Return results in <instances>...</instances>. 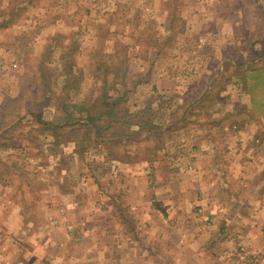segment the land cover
Wrapping results in <instances>:
<instances>
[{"label": "rangeland", "instance_id": "obj_1", "mask_svg": "<svg viewBox=\"0 0 264 264\" xmlns=\"http://www.w3.org/2000/svg\"><path fill=\"white\" fill-rule=\"evenodd\" d=\"M70 40L79 47L69 51ZM260 55L264 0H0V194L14 187L0 215L22 212L18 228L0 225V264H194L184 232H200L219 264H264V195L236 197L239 180L264 192V80L249 97L243 71ZM123 87L115 118L153 126L116 119L103 129L96 116V134L84 119L104 88L115 100ZM245 152L254 161L238 163ZM61 168L80 189L74 199L60 196ZM45 173L59 192L51 216L76 223L69 238L42 210ZM241 223L250 238L239 237Z\"/></svg>", "mask_w": 264, "mask_h": 264}, {"label": "crops", "instance_id": "obj_2", "mask_svg": "<svg viewBox=\"0 0 264 264\" xmlns=\"http://www.w3.org/2000/svg\"><path fill=\"white\" fill-rule=\"evenodd\" d=\"M168 1H170V0H167V2ZM99 26H101L100 24H95V27L96 28H98ZM139 28H141V26L139 27ZM219 34L221 35L222 34V32H221V30H219L218 32H216V36H219ZM230 36V35H229ZM228 36V37H229ZM262 58H264V55H260V57H258V59H262ZM236 66L238 65V63H237V61L236 60H234V62H233ZM250 66V65H249ZM245 67V69H243V71H245L244 72V76L247 78V82H248V84H249V91H250V93H249V91H248V93H247V95L249 96V97H257L256 95H257V93H258V89H259V87L261 86V85H263L264 86V82L261 84V85H259L258 84V82H255V80H258L259 78H261L262 80H264V62H262V63H260V64H258V65H251L250 67ZM240 68H242V67H240ZM247 70H249L250 72H247ZM245 78V79H246ZM244 79V80H245ZM243 80V78H242V81L243 82H245ZM248 84H246V82L244 83V85L246 86V85H248ZM246 93V92H245ZM259 95V94H258ZM260 115H262V114H260ZM258 134V130L257 129H255V128H253L252 130H251V136L252 137H254V138H256L257 135ZM73 141V140H72ZM72 141H70V142H67V144L65 145V147L66 146H69L70 147V143L72 142ZM65 144V143H64ZM63 144V145H64ZM77 144L78 143H73L72 145V155L74 156L76 153L78 154V151H77ZM195 144H197V143H195ZM205 145V144H204ZM204 145L202 146V144L200 145V146H197V145H195V146H197V147H192V150H196V151H200L201 149H203L204 148ZM246 145H247V147H248V149L250 148V152H252L256 147H255V145H251V142H246ZM68 147V148H69ZM194 148V149H193ZM245 147H244V145H243V149H244ZM254 148V149H253ZM259 148V147H258ZM257 148V149H258ZM247 149V150H248ZM245 155V157H239V158H241V159H239V162L238 163H250L251 161H254V159H252V158H248L247 157V154H246V152L244 153ZM73 159V158H72ZM75 161H76V159H74ZM122 164H124V165H126V166H131L130 164H132L131 162H126V161H120ZM139 162V161H138ZM147 162H149L148 160H147ZM261 162L262 163H264V158L263 159H261ZM134 163H136V162H134ZM191 167H193V166H191ZM136 168V167H135ZM69 168H67V169H62L61 168V173H60V177H59V187H60V196H62V197H67L66 195H69V197L70 196H72L73 197V199L75 198V196L77 195V190H80L79 188H77V186H75V184H74V182L72 183V181L70 180V178H71V174L69 173V172H71L70 171V169L68 170ZM193 169V168H192ZM139 170V169H138ZM145 170V169H144ZM143 170V171H144ZM142 171V172H143ZM76 172H78V174H81V173H79V171H76ZM129 172H131V171H128L127 173H126V175H124V176H122V181L123 182H128V180H131L132 179V181H133V175H131ZM134 173L136 172V171H133ZM51 173V172H50ZM50 173H45L43 176V181H45V180H49L50 181V183L48 182V187H41V192H46V193H49V194H51L50 195V199H48L47 201V203H46V206L42 209V210H45L47 213L49 212L50 213V216L48 217V218H50V219H48L49 220V222L51 223V225L52 226H60V227H64L65 229L66 228H68V227H70L71 225L70 224H76L75 223V221H71V222H68L67 220L68 219H61V218H59L58 219V216H51V214L53 213V212H57V210H58V208H56V203H54V201H52V198H53V194H55V193H57V194H59V192L58 191H55V188L53 187V178H52V175L50 174ZM133 173V174H134ZM151 173V172H150ZM143 174V173H142ZM46 176L48 177V178H46ZM131 176V177H130ZM139 176V175H138ZM13 177H15V176H12L11 177V181H13L14 180V178ZM130 178V179H129ZM219 179H220V177H219ZM10 181V182H11ZM121 181V182H122ZM240 181V183H246L245 184V186H242V187H237L238 188V192H237V195H236V197H238L239 198V200L240 201H238V203H242V201H244V200H249V201H252V199L251 198H249L247 195H245L244 193H242L243 191H245V190H249V192H251V193H254L255 194V192L257 193V195H260L261 196V194H263L264 195V192H260L259 190H257L256 191V189H255V187L254 186H252V184L254 183V182H251V183H247V182H249L250 181V179H247L246 181H244V180H239ZM238 181V182H239ZM9 182V180H8V183H10ZM172 182V181H171ZM237 182V184H239ZM254 188V189H253ZM13 191H14V187L13 186H8L7 184H6V186L4 187V189L2 190V192H1V194H0V197L2 198L1 200H2V203L4 202V201H6V203H13V201H12V196H13ZM87 191V190H86ZM85 191V192H86ZM55 192V193H54ZM97 195H99V191H98V189L96 190V192H95ZM190 195V192H188V194H187V197H186V199H190L188 196ZM168 196V195H167ZM235 197V198H236ZM171 198V197H170ZM47 199V198H46ZM62 200V199H61ZM242 200V201H241ZM249 201H247V202H249ZM165 203L166 204H170V203H172L173 204V206L175 207V205H177L176 203H174L173 202V200H169V199H166V201H165ZM188 203H190L189 201H188ZM255 203V202H254ZM171 204V205H172ZM203 208H207L208 207V205H206V203L205 202H203ZM10 207H12L11 208V210H10V212H8V214L6 215V216H4L5 215V213L2 215H0V225L2 224V225H4L5 227H7V228H10V229H12L11 227H10V225H11V223H13L14 224V226H17V228H18V226H19V224L21 223V221H22V216H21V209L19 208V207H15V205H9ZM258 206L259 207H262V208H264V202L262 203V204H258ZM172 207V206H171ZM239 207H240V209H239V211H241V210H245L244 208H243V206L242 205H240L239 204ZM107 208H109V207H107ZM181 207L180 206H176V208H175V210L177 211V210H179ZM62 209H63V207H62ZM40 210H38V212H39ZM214 210L213 209H211L209 212H213ZM62 211L60 210L59 211V213H61ZM69 212V211H68ZM67 212V213H68ZM207 212V211H206ZM226 212V211H225ZM261 212H262V209H261ZM67 213H65V215H67ZM74 213V212H73ZM239 214V213H238ZM75 217H76V215H75ZM95 214H94V216L92 217V219L93 220H95ZM104 225L105 224H107V222L105 223V222H102ZM38 224V223H37ZM49 226L48 225V227H49V229L50 230H52V229H54L52 226ZM77 226H79V225H77ZM92 226V224H87V221H86V223H84V225L83 226H80V229L82 230H84L85 228L86 229H90V227ZM71 228H75V227H71ZM96 228V227H95ZM106 228V227H105ZM180 230V229H179ZM207 230V229H206ZM69 231V230H68ZM238 231L240 232V235H239V237L240 238H242V239H245V237L246 238H250L251 236H252V232H253V229H252V227H250V225H244V226H242V223L239 225V227H238ZM183 235H186V237H184V239L182 240V242L180 243V245L182 246V247H186V250H187V252L186 253H189V255H191L190 257L193 259V260H191L194 264H201V262L202 261H209V263H202V264H219V263H217L216 262V258L213 256V255H211V251H210V249H208V247L206 246V244L205 243H203L202 242V240H201V236H200V232H197V233H195V234H188V233H186V232H184L183 233ZM69 236V233H67V229H66V238H69L68 237ZM243 241V240H242ZM254 241V240H253ZM252 240H251V242H253ZM45 243V242H44ZM46 244H48V242L46 243ZM244 244V243H243ZM183 248V249H184ZM201 249V250H200ZM202 251H204V253H202ZM176 253H177V255H179V257H178V259L180 258V255H181V253L182 252H177L176 251ZM182 256V255H181ZM176 258H177V256L175 257V261H176ZM182 258V257H181ZM177 259V260H178ZM257 259L259 260V257H257ZM215 260V261H214ZM190 260H189V262L188 263H192Z\"/></svg>", "mask_w": 264, "mask_h": 264}, {"label": "trees", "instance_id": "obj_3", "mask_svg": "<svg viewBox=\"0 0 264 264\" xmlns=\"http://www.w3.org/2000/svg\"><path fill=\"white\" fill-rule=\"evenodd\" d=\"M69 46H70L68 49L69 51H72L73 47L74 48L79 47V45L77 43L73 42V40L72 41L70 40ZM80 76H81L80 74H75L72 76V78H74L75 79L74 81L76 82V81H78ZM118 76H121V77H117V78L119 80L123 81L122 78L126 76V71H121ZM122 81H121V83H122ZM125 84L126 83L124 82V85ZM122 85H123V83H122ZM105 86H107V85L105 84ZM124 87H123L122 92L118 89H114L118 94V98H116L115 100L111 99V97H114V96L113 95L110 96L108 94L107 89L104 88V90H103L104 93L102 94V96H100L98 98V100H99L98 103H100V101L102 100V105H101V103L100 104L96 103V105H95V109H99V111L96 113L89 111L91 113H88L87 117L84 119L86 124L88 125V127L97 130L96 134L98 132H100L99 129L101 128V126L99 128V126L98 125L96 126L93 122V121H95L96 116H98L99 120L101 121V123L103 125V129H109L111 127L112 121H115L116 119H117V123L127 124L129 127L137 125L139 128L137 131H140V130H143L144 128H149V127L153 126L154 121L149 120V119H143V117H140V118L134 120V118H132L131 115H129L130 119H126L127 117L125 118L124 115H122L119 118H117V117L115 118V116L117 115V106H118L120 100L125 99V96H126L127 90L124 89ZM60 103H62V102H60ZM78 103L81 104L80 102H78ZM81 109H86V108H84V106H81ZM141 112L145 114V110L141 111ZM138 113H140V112H138ZM135 117H137V116H135ZM73 119H74V117L72 115H70L68 121H70V123H72V122H74ZM77 121L79 122L80 120H78V118H76V122ZM131 133H132V135H134L136 132H135V130H131Z\"/></svg>", "mask_w": 264, "mask_h": 264}, {"label": "built area", "instance_id": "obj_4", "mask_svg": "<svg viewBox=\"0 0 264 264\" xmlns=\"http://www.w3.org/2000/svg\"><path fill=\"white\" fill-rule=\"evenodd\" d=\"M240 257L242 258V259H244L245 257L243 256V253L241 252L240 254ZM258 259L256 258V260L255 261H257ZM244 264V263H243Z\"/></svg>", "mask_w": 264, "mask_h": 264}]
</instances>
